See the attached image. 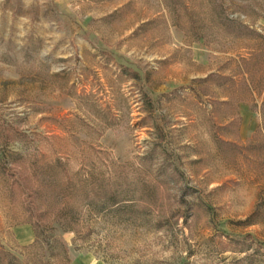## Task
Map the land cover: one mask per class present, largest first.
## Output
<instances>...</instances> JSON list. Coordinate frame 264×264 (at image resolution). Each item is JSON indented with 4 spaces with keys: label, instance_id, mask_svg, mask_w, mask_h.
<instances>
[{
    "label": "rangeland",
    "instance_id": "rangeland-1",
    "mask_svg": "<svg viewBox=\"0 0 264 264\" xmlns=\"http://www.w3.org/2000/svg\"><path fill=\"white\" fill-rule=\"evenodd\" d=\"M0 261L264 264V0H0Z\"/></svg>",
    "mask_w": 264,
    "mask_h": 264
},
{
    "label": "trees",
    "instance_id": "trees-1",
    "mask_svg": "<svg viewBox=\"0 0 264 264\" xmlns=\"http://www.w3.org/2000/svg\"><path fill=\"white\" fill-rule=\"evenodd\" d=\"M227 24L229 25V29L231 30L232 35L236 36V37H249V36H257V37H262L259 33L255 32L254 30L249 29V27L238 23L234 20H227ZM226 24V25H227ZM227 27V26H226ZM66 248L64 249V254H66ZM0 264H3L0 261Z\"/></svg>",
    "mask_w": 264,
    "mask_h": 264
},
{
    "label": "crops",
    "instance_id": "crops-1",
    "mask_svg": "<svg viewBox=\"0 0 264 264\" xmlns=\"http://www.w3.org/2000/svg\"><path fill=\"white\" fill-rule=\"evenodd\" d=\"M33 240H34L33 236H29V235H27V236H26V239H25V240L23 239L22 241H23V243H25V244H29V243L33 242Z\"/></svg>",
    "mask_w": 264,
    "mask_h": 264
}]
</instances>
